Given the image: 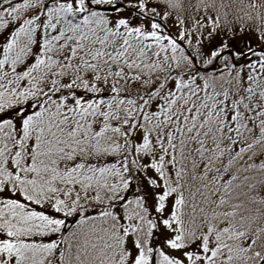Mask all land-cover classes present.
I'll return each mask as SVG.
<instances>
[{
	"label": "snow or ice",
	"instance_id": "snow-or-ice-1",
	"mask_svg": "<svg viewBox=\"0 0 264 264\" xmlns=\"http://www.w3.org/2000/svg\"><path fill=\"white\" fill-rule=\"evenodd\" d=\"M0 264H264V0H0Z\"/></svg>",
	"mask_w": 264,
	"mask_h": 264
}]
</instances>
